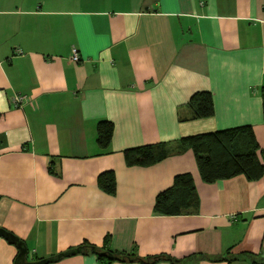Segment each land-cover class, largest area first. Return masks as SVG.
Listing matches in <instances>:
<instances>
[{"label":"crops","instance_id":"obj_1","mask_svg":"<svg viewBox=\"0 0 264 264\" xmlns=\"http://www.w3.org/2000/svg\"><path fill=\"white\" fill-rule=\"evenodd\" d=\"M261 86L264 0H0V229L23 244L24 263L85 243L179 264H264ZM197 91L212 97L208 118L185 105ZM99 121L112 125L105 149ZM240 126L262 177L202 182L176 141ZM158 143L164 159L125 164L124 150ZM106 171L112 195L96 186ZM179 174L192 179L195 210L155 215ZM16 254L0 237V264H23ZM49 264L101 263L85 252Z\"/></svg>","mask_w":264,"mask_h":264},{"label":"trees","instance_id":"obj_2","mask_svg":"<svg viewBox=\"0 0 264 264\" xmlns=\"http://www.w3.org/2000/svg\"><path fill=\"white\" fill-rule=\"evenodd\" d=\"M259 97L261 101V118L264 123V86L259 88ZM185 105L194 119L208 118L213 113L212 97L208 91L192 93ZM95 132L98 147L105 149L112 135L111 123L99 121L96 124ZM176 145L179 149H189L192 152L198 175L204 183L211 184L239 175L247 181H256L263 175V167L256 154L258 146L250 126H240L183 137L176 141ZM168 148L167 144L158 143L126 149L123 151L124 162L127 166H149L164 159L169 153ZM49 172L58 176L57 172L51 170ZM96 186L100 191L112 195L115 187L112 172L106 171L97 175ZM196 206L197 197L190 175L179 174L172 178L169 187L156 194L152 209L155 215L177 216L193 212ZM104 242H106V239H104ZM92 247L85 243L77 246L80 249L79 254L90 252L95 255L101 264L113 262V260L106 257L107 254L115 256L118 259L116 261L122 259V261H137L142 264H154L159 260H167L172 264L183 262L163 255L143 259L135 258L131 254L116 256L109 251H103L95 247L91 251ZM219 259L221 258L215 260Z\"/></svg>","mask_w":264,"mask_h":264},{"label":"water","instance_id":"obj_3","mask_svg":"<svg viewBox=\"0 0 264 264\" xmlns=\"http://www.w3.org/2000/svg\"><path fill=\"white\" fill-rule=\"evenodd\" d=\"M0 237L3 240H5L8 244L14 246V248L17 251L16 259L22 261L23 264H49V263L58 261L60 258L69 257V256H73L75 254L80 253V249L76 247L72 250H68L66 252L59 253L52 258L42 259V260H38L35 262L24 263L23 260H24V256H25V247L23 246V244L17 238H15L11 234H9V233L1 230V229H0ZM93 250H94V247L91 248V251H93ZM106 257L108 259L113 260V261L118 260L115 256H112L111 254H107ZM120 261H122V259Z\"/></svg>","mask_w":264,"mask_h":264},{"label":"built area","instance_id":"obj_4","mask_svg":"<svg viewBox=\"0 0 264 264\" xmlns=\"http://www.w3.org/2000/svg\"><path fill=\"white\" fill-rule=\"evenodd\" d=\"M70 60L75 63L78 61V56H77V53L75 51V49H72L71 50V56H70ZM23 99V96H14L12 99H11V105L13 107H17L18 104L22 101Z\"/></svg>","mask_w":264,"mask_h":264}]
</instances>
